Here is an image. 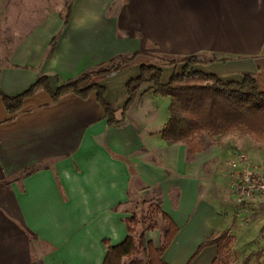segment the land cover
Returning a JSON list of instances; mask_svg holds the SVG:
<instances>
[{"label":"crops","instance_id":"1","mask_svg":"<svg viewBox=\"0 0 264 264\" xmlns=\"http://www.w3.org/2000/svg\"><path fill=\"white\" fill-rule=\"evenodd\" d=\"M65 16L49 15L11 47L0 61V94L18 96L41 76L55 91L117 56L139 53L97 81L123 121L109 127L95 93L52 103L38 90L12 115L0 97V264H103L104 241L115 246L129 236L130 217L122 220L117 208L131 193L154 188L178 227L162 260L186 264L209 236L230 235L239 203L231 165L241 157L264 171V145L244 152L232 137L206 144L203 135L193 152L186 143L169 145L161 132L170 98L148 85L122 114L125 85L139 64L153 63L146 55L200 56L207 63L196 71L236 82L251 75L264 92V0H72ZM182 67H161V83ZM198 223L204 227L192 235ZM203 256L211 264L216 248L193 264Z\"/></svg>","mask_w":264,"mask_h":264},{"label":"trees","instance_id":"2","mask_svg":"<svg viewBox=\"0 0 264 264\" xmlns=\"http://www.w3.org/2000/svg\"><path fill=\"white\" fill-rule=\"evenodd\" d=\"M68 13L69 6L65 17ZM53 42L52 40L51 44ZM138 55L140 54L136 53L129 58L117 56L82 74L76 80L58 86L55 91L50 88L49 78L41 76L22 94L15 97L0 94V97L8 114L12 115L22 108L24 99L38 90L47 92L52 103L70 94L86 99L91 93H95L97 102L104 111L107 125L116 127L123 120L115 118V109L104 99L105 88L97 81L126 69ZM153 58V63L139 64V75L126 83L127 100L122 108V114L133 105L140 90L151 85L155 94L170 98L169 120L161 132V137L167 144L186 143L193 152L196 149V138L203 133L212 137L239 134L249 136L258 143H264V92L258 90L254 77L245 74L240 82L223 81L215 75L196 71L194 65L207 63L200 56H188L177 61ZM178 63L183 64L181 71L173 73L169 81L162 84L161 67ZM157 211L167 226L159 248H156L152 241H146L143 234L137 240L130 236L132 232L130 224L135 221V217L131 216L126 221L129 236L123 242L109 246V243L104 241L107 250L103 264H123L124 259L129 260V264H166L162 256L178 232V227L160 207ZM260 234H264V226ZM233 240L234 238L227 232L209 236L197 247L186 264H193L205 248L213 246L216 248V256L211 264H223L221 259L223 251L228 250ZM141 252L145 260H136L135 257Z\"/></svg>","mask_w":264,"mask_h":264},{"label":"rangeland","instance_id":"3","mask_svg":"<svg viewBox=\"0 0 264 264\" xmlns=\"http://www.w3.org/2000/svg\"><path fill=\"white\" fill-rule=\"evenodd\" d=\"M71 2L72 0H0V61L4 60L12 46L30 33L44 18L56 13L63 16ZM146 57L153 59L154 62L153 57L156 56L146 55ZM202 135L204 142L209 144L212 136L206 133ZM231 137L235 139L234 148L238 150L243 146L244 152L247 151L248 145L258 143L249 136L239 134L223 136L219 141ZM260 144L264 145V143ZM244 160L247 165H254L249 160ZM129 200L127 206L121 204L117 210L122 212V220L125 216L135 217V221L130 224L132 229L130 236L137 240L143 234L146 241H152L155 247L159 248L167 226L157 211L160 204L158 189L154 188L146 193L144 191L138 194L131 193ZM237 200L238 208L231 232L229 231L234 240L228 246V250L223 251L221 256L223 264H264V234H260L264 226V208L259 202L247 204L238 198ZM193 226L204 227L200 223ZM198 230V228L192 230V235L197 234ZM187 241L190 246L196 243L193 239ZM135 259L145 260V256L141 252ZM207 260L208 258L203 256L199 264H206ZM123 264H129V260L124 259Z\"/></svg>","mask_w":264,"mask_h":264},{"label":"built area","instance_id":"4","mask_svg":"<svg viewBox=\"0 0 264 264\" xmlns=\"http://www.w3.org/2000/svg\"><path fill=\"white\" fill-rule=\"evenodd\" d=\"M243 163L245 165L239 168ZM231 166L236 170L232 184L233 194L241 202L247 204L259 202L264 208V171L257 165H247L241 157Z\"/></svg>","mask_w":264,"mask_h":264}]
</instances>
